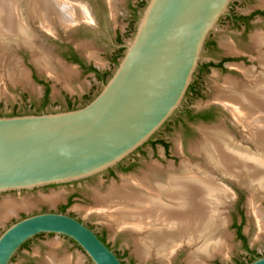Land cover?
Segmentation results:
<instances>
[{"label": "water", "instance_id": "95a60500", "mask_svg": "<svg viewBox=\"0 0 264 264\" xmlns=\"http://www.w3.org/2000/svg\"><path fill=\"white\" fill-rule=\"evenodd\" d=\"M260 1L149 0L132 40L116 45L125 54L92 101L70 110L0 115V205L89 194L193 105L217 67L198 69L217 65L242 30L222 19L231 3L247 14ZM209 37L216 47L208 50ZM194 82L196 92L189 94ZM41 234L73 240L93 264H124L85 223L55 211L7 227L0 234V264H11ZM248 264H264V256Z\"/></svg>", "mask_w": 264, "mask_h": 264}, {"label": "rangeland", "instance_id": "374dc122", "mask_svg": "<svg viewBox=\"0 0 264 264\" xmlns=\"http://www.w3.org/2000/svg\"><path fill=\"white\" fill-rule=\"evenodd\" d=\"M71 1L78 8L81 6V9H84L88 5L87 7L93 10L94 17L96 15L97 18L96 21L94 20V26L83 24L88 23L90 20L88 22L82 20L72 27L65 28L59 24V19L56 16L54 19L55 31L40 28L41 22L39 21L33 22L35 24L31 22L32 26H30L33 28V33L35 35L36 33L38 34L40 39H37V43L42 47L44 54L46 52L54 65L58 67V74L55 78L46 69H42L38 65L36 62L38 55L31 51L29 62L37 71L39 77H42L41 74L47 73L56 80L52 82L48 106L43 111L40 110L44 93L42 87L34 82H31L27 87L20 84V82L13 84L7 77H1L3 72L0 66V80L3 82L0 81V115L39 114L42 112L68 110L66 108V93L80 99L77 106L73 109L83 107L92 101L102 90L103 83H100L95 78V75L84 73L78 66L65 60L64 54L68 52V44L72 45L85 63L94 64L101 72L105 73V83H107L125 54L124 49L116 47L113 38L117 37L118 33H120L124 42L123 44H127L132 40L139 18L149 0H108L110 2V10L105 12L102 18L99 16L98 6L95 8L91 3L92 0ZM131 6L137 8L135 12ZM263 6L264 0H261L257 7L262 8ZM109 28L111 29L109 35L112 43L111 46L106 44L100 35L103 29ZM259 32L264 33V19H258L255 26L251 28L247 35H243V30L240 31L223 57L233 58V62L228 63L225 68L217 67L215 69L193 105L188 109L193 114H197L210 108H216V115L212 121H190L186 116L181 115L86 196L60 198L54 203L45 200L29 202L30 204L28 203L27 208H18L19 210L15 214L0 222V234L11 224L24 217L47 211L57 212L61 206L67 203L68 199L72 198V202L67 206L66 213L80 218L85 223L91 225L96 232L103 234L107 242L117 249L124 264H163L161 261H164V264H189L188 261L191 251H194V247L186 243V239L184 238H182V241L178 240L176 242L178 245L172 249H170L171 247H160L161 245L159 244H164L167 240L165 239L164 241L163 239L161 243L155 244L157 248L154 246L155 248L151 250L150 257L147 259L140 258L136 253L134 241L144 235L123 231L115 226H111L106 221L105 210L100 207L102 206L101 197L108 194L112 188L121 189L128 181L141 183L142 178L149 176V171L154 167L163 169L162 171L166 172L170 169L178 170L183 164H188L190 167L204 164L206 161L205 157L200 156L196 151L197 147L205 139L202 133L203 128H224V132L233 140V143L249 151H255L254 146L247 139V130L243 128L244 126L238 125L240 123L236 122L235 115L238 114V111L233 110V108V111H228L227 108L229 106L225 103L226 106H223V102L221 103L218 100V95L230 89L233 86L232 84L239 86L252 85V82L246 78L244 72L251 68L253 64L255 65L251 59L254 56L251 40L253 35L259 34ZM16 57L18 58L17 55ZM260 64V71L249 70L257 73L263 72V62L260 61ZM242 65H245V69L247 70L243 71L240 68ZM24 69L28 72L26 82H29V71L26 68ZM23 82L25 83V81L21 83ZM245 134L246 136L244 137ZM158 140L164 141L168 145V148H165L161 144L153 145ZM213 177L227 193L225 202L220 205V213L222 215L220 218L223 222L222 235L226 238L229 244L228 247L230 248L227 254L223 256L217 255L214 258H207L206 263L240 264L243 262L248 264L252 261L248 249L258 253L259 256H264V238L263 236H258L259 232L255 218H252L248 208L251 190L246 186L241 184L239 186L226 179L228 177L222 176L218 171L213 173ZM148 183L149 188L153 190L154 185H152V182ZM17 204L21 205V203ZM262 206L264 210V200ZM236 225L242 226V236L245 238V242L240 239L238 230L235 227ZM40 240L45 245H42L40 241L32 243L30 247L33 253L38 250L44 253L50 252L46 244L53 242V247L60 245L56 251L63 254V256H72L74 262L77 264H89V260L84 252L75 248L64 239H59L58 236H46ZM192 241L196 243L194 246L201 247L199 246L202 245L201 242L197 244L194 239ZM196 241H200V239ZM190 242L191 239L189 240ZM169 254L171 255L170 257ZM166 257L168 259H165ZM23 261L28 262V259L20 254L13 264H19Z\"/></svg>", "mask_w": 264, "mask_h": 264}, {"label": "bare ground", "instance_id": "6f19581e", "mask_svg": "<svg viewBox=\"0 0 264 264\" xmlns=\"http://www.w3.org/2000/svg\"><path fill=\"white\" fill-rule=\"evenodd\" d=\"M79 8L71 0H0L1 77H7L13 84L27 81L28 73L14 53L16 46L25 43L38 55V65L56 78L58 67L46 52L44 54L30 24L39 21L44 29L53 31L55 16L65 28L82 20L88 22L91 19L89 12ZM253 40L255 45L264 46V35H256ZM259 60L264 67V55ZM244 73L252 85L232 84L230 89L218 95V100L223 106H229L226 107L228 111H238L234 114L236 122L247 130V139L254 146V152L233 143L224 128H203L205 139L196 151L205 157L204 164L196 167L183 164L178 170L166 172L154 167L141 183L128 181L121 189L112 188L101 197L100 207L105 210L106 221L111 226L144 235L134 241L140 258L150 257L151 250L157 248L155 244L163 239L167 240L159 244L160 247L172 249L182 238L194 247L189 264H207V258L227 254L230 247L222 235L220 218V205L225 202L227 193L215 181V171L251 190L249 212L255 218L258 236L264 238V71L257 73L248 69ZM150 181L153 190L149 188ZM56 200L45 201L54 203ZM28 203L0 205V222L15 214L18 208H27ZM192 239L197 244L201 242V247L194 246L196 243Z\"/></svg>", "mask_w": 264, "mask_h": 264}, {"label": "flooded vegetation", "instance_id": "af4514ba", "mask_svg": "<svg viewBox=\"0 0 264 264\" xmlns=\"http://www.w3.org/2000/svg\"><path fill=\"white\" fill-rule=\"evenodd\" d=\"M91 3L93 4V6H95V8H96V6H98L99 12H100L99 16L101 18H102V15H104L105 12L110 10V5H109L110 2L108 0H92ZM87 6L88 5L85 6L87 9L85 7L84 8L89 12V14L91 16V19H90V21L88 23H83V24H85L87 26H90V25L94 26L95 24H94L93 16L91 15V12H90V11H92V13H93V10L90 7H87ZM131 7H132V10L135 12L137 8H134L135 6L134 7L131 6ZM88 8H89V10H88ZM230 8L231 9L229 10L228 15L224 16L222 19L228 20V22L232 26H236V27L241 28L243 30V33H244L243 35H247V33L251 30V28L255 26L256 21L258 19H264V6L262 8L261 7H257V8L253 9L252 11H250L247 14L238 13L237 10L234 9V3L233 4L231 3ZM95 19L97 20L96 15H95ZM103 21H104V19H103ZM30 26H32V24H30ZM39 26H40V28L44 29L43 26H41V25H39ZM30 28L33 31V28L32 27H30ZM110 32H111L110 28L106 29V30L103 29V31H101L100 35H101L102 39L106 42V44L111 46L112 43H111V39L109 38ZM257 33L255 35H253V38H255L256 35L263 36V34H264V33H260V32H259V34H257ZM36 35H37V39H40L37 33H36ZM253 38L251 40V45H252L254 56L251 59H252L253 63H255V65L253 64L251 66V68H249V69H254L256 71H260L261 70V64H260V60L259 59H260V56L264 55V46L255 45ZM113 40L115 41L117 46L123 45V43H124L123 39L121 38V34L120 33H118V36L113 38ZM213 47H216V41L212 40L209 37V39H208V41L206 43L205 49L209 50V49H211ZM67 49H68V52L66 54H64V58H65V60L67 62H70V63L78 66V68L81 69L84 73L95 75V78L100 83H105V80H106V74L105 73L101 72V70L98 67H96L94 64L85 63V61L79 56V54L72 47V45L68 44ZM31 51L32 50L28 46H26L25 43H22L21 46H16L15 49H14V53L18 56V60H19L20 64L29 71V82H25V83H21L20 82V84H23V85H25L27 87V85H30L31 82H34L37 85H39L40 87H42L44 93H43V103H42V107L40 108V110L43 111L48 106V103H49L48 100H49L51 89H52V82H54L56 80L53 79L47 73L41 74L42 77H39L37 71L34 69L33 65L29 62V58L31 56L30 55ZM236 61H238V60H236ZM230 62H233V58H230V57L229 58H223L217 65H215L213 62H210L208 64H205V65L201 66L198 69V72L207 70V69H209L211 67H215V66L218 67V68H225L226 65L228 63H230ZM240 68H242L243 71L246 70L245 69V65H242ZM193 92H196V83L195 82L191 85V87L189 88V91H188L189 94L193 93ZM65 96H66V102H67L66 103V108L68 110L75 108L77 106V103L80 101L79 98H76V97L74 98L71 94L66 93ZM178 114L186 116L187 119L190 120V121L200 120L202 122H209V121H212L215 118L216 108H210V109H207V110L202 111V112L197 113V114H193L191 112V110L182 109L180 112H178ZM200 115L209 117V119H207V120L201 119L200 117H198ZM190 116H196V118L192 119V118H190ZM158 141H160V140H158ZM141 150H142V148L139 149V151H141ZM120 166L121 165H119V167ZM109 171L111 173H114L113 169H111ZM47 188H50V187H45V189H47ZM71 202H72V198L68 199L67 203L65 205L61 206V208H59L57 210V212H62L63 208L66 207V209H65V213H66L67 206L70 205ZM72 216H74V215H72ZM74 217H76V216H74ZM76 218L78 220L82 221L80 218H78V217H76ZM82 222L85 223L84 221H82ZM85 224L88 227H90L93 231H95L94 228L91 225H89L87 223H85ZM95 233L120 258V255H119L117 249L107 242L105 236L103 234H100V233L96 232V231H95ZM46 236H54V235L53 234H41V235H38L37 237H35L34 239H31L28 242H26L23 245V247L20 249V251L17 253V255L13 258L11 264L14 263V261L17 258V256L20 255V254L24 258L28 259V262L27 261H23V262H21L19 264H77V263L74 262V259L72 258V256H69V255L68 256L67 255L63 256V254H60L59 252H57L56 250L59 249L60 245L53 247L52 246V244H54L53 242L46 244L49 247L50 252L44 253V252L38 250L37 252L33 253V251H31L30 245L32 243L36 242V241H38V242L40 241L41 242L40 239H43ZM58 237H59V239H64L66 242L71 243L75 248H77L80 251L84 252L73 240H71V239H69V238H67L65 236H58ZM41 244L45 245L43 242H41ZM248 252L250 253V256H251L252 260L255 257L259 256L258 253L252 252L250 249H248ZM86 257L88 258L87 255H86ZM88 260H89V264H93L92 261L89 258H88Z\"/></svg>", "mask_w": 264, "mask_h": 264}, {"label": "trees", "instance_id": "16d2710c", "mask_svg": "<svg viewBox=\"0 0 264 264\" xmlns=\"http://www.w3.org/2000/svg\"><path fill=\"white\" fill-rule=\"evenodd\" d=\"M198 117H200L201 119H205V120H207V119H209V117H206V116H203V115H200V116H198ZM190 118H196V116H190ZM154 145H156V144H161V145H163L165 148H168V145L164 142V141H158V142H154L153 143ZM65 209H66V207H64L63 208V213H65ZM236 228H237V230H238V235H239V237H240V239L241 240H243L244 242H245V238L242 236V226H238V225H236L235 226ZM254 260V259H253ZM252 260V261H253ZM240 264H245V263H240Z\"/></svg>", "mask_w": 264, "mask_h": 264}]
</instances>
